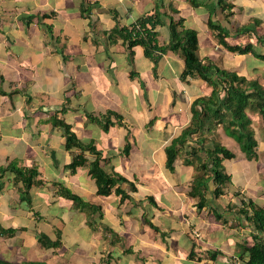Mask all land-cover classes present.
Masks as SVG:
<instances>
[{
  "label": "crops",
  "instance_id": "crops-1",
  "mask_svg": "<svg viewBox=\"0 0 264 264\" xmlns=\"http://www.w3.org/2000/svg\"><path fill=\"white\" fill-rule=\"evenodd\" d=\"M229 1L228 20L218 0H0V168L11 162L35 167L40 180L30 188V206L21 200L23 182L11 172L3 174L0 226L17 230L0 232V259L10 264H243L238 245L249 238L251 225L238 215L240 207L208 193L207 205L198 209V198L189 195L195 167L184 163L186 155L178 156L173 172L165 166V146L190 122L192 101L210 95L213 87L199 77L182 81L185 63L176 51L168 50L155 63L141 45L131 56L121 38L110 45L104 34L131 27L159 5L198 32L200 58L264 84V73L255 72L261 60L252 63L257 58L252 52L227 49L209 25L210 19L222 24L231 45L252 43L251 33H264V0ZM155 29L159 42L167 44L168 23ZM70 89V108L59 116L81 139L95 143L109 170L135 182V191L124 183L130 194L125 201L115 191L98 194L87 166L68 168L73 153L51 118ZM109 109L122 115L123 124L112 115L105 130L90 115L102 118ZM239 162H231L233 171L244 177L250 166L244 164L241 175ZM61 185L94 208L62 196ZM39 232L61 238V246H43Z\"/></svg>",
  "mask_w": 264,
  "mask_h": 264
},
{
  "label": "trees",
  "instance_id": "trees-1",
  "mask_svg": "<svg viewBox=\"0 0 264 264\" xmlns=\"http://www.w3.org/2000/svg\"><path fill=\"white\" fill-rule=\"evenodd\" d=\"M218 5L225 12L226 19L229 20L233 15V3L229 0H218ZM88 10L82 7L83 15ZM167 23L170 33L168 45L159 42L158 33L155 29L157 25ZM209 25L215 31L220 43L224 44L227 49L241 54L249 52L256 54L252 43L245 46L229 44L227 41L229 32L222 24H217L210 19ZM247 30L248 32L255 31V29ZM47 32L54 38L53 29H47ZM236 32L240 34L243 29H237ZM104 34L110 45L116 44L118 39L121 38L131 56L134 54L133 48L141 45L146 57L152 59L155 63L159 62L168 50L181 49V56L185 65L180 74V79L188 81L190 78L199 77L213 87L210 95L199 96L192 101L190 122L183 127L178 136L174 137L165 146V166L173 172L178 156L184 152L186 155L184 163L193 165L194 160H196L199 165L195 166V171H202L201 174L193 176L191 189L189 190L190 196L198 198V209H202L207 205L208 193H211L214 199L220 198L225 193L226 186L232 182L233 177L231 173L226 171L224 161L234 159L237 153L226 144L214 141L212 139L213 135L210 137L208 132L214 130L218 132L219 127H222L227 136L236 140L241 152L248 160L257 159L259 140L253 128L250 111L259 113L264 117V85L257 79L248 78L246 75L239 74L234 70L222 68L210 59L200 58L197 54L198 32L193 28L184 26L181 19L179 21L174 20L173 17L163 12L159 5L153 13L141 16L131 27L114 28L104 31ZM260 37V40L264 43V34ZM258 56L264 60V54L260 53ZM130 74L132 77L136 75L135 71H131ZM73 89L75 90V87ZM73 89L68 90L61 109L56 110L51 118L53 127L59 128L65 137V148L73 153L68 168L75 172L79 168L87 166L90 176L97 183L98 194L109 195L115 191L121 195V201H125L130 198V194L124 189V183H129L131 190L135 191V182L112 169L109 170L103 152L95 143L81 139L73 126L65 118L59 116V113H64L70 108L71 99L69 96H71ZM112 115L117 118V123L123 124L122 115L111 109L107 110L102 118L98 119V117L92 115H90V118L98 121L105 130H108L113 124ZM130 148L131 143L127 141L124 145V152L129 154ZM6 172L13 173L16 181L23 182L25 188L21 190V200L27 201L31 206L30 188L40 181L36 179L39 174L37 168L18 166L13 162L6 167H1L0 189L3 188L2 176ZM210 182L213 184V189L210 187ZM59 191L62 196L74 200L76 205L93 206L64 185L60 186ZM241 204L238 215H243L251 225L249 237L252 241L245 240L244 243L238 245L241 248L237 253L238 259L243 264H264V205L256 202L253 198L244 197L241 199ZM218 218H224V215L218 214ZM236 218L238 217L236 216ZM150 225L155 227L152 223ZM16 230L15 228L0 226V232L3 234H14ZM37 237L45 247H59L62 244L61 238L52 240L43 232H39ZM190 255L193 256V252ZM210 256L211 258L214 257L213 254ZM0 264H10V262L0 259ZM24 264L47 263L27 261Z\"/></svg>",
  "mask_w": 264,
  "mask_h": 264
},
{
  "label": "rangeland",
  "instance_id": "rangeland-1",
  "mask_svg": "<svg viewBox=\"0 0 264 264\" xmlns=\"http://www.w3.org/2000/svg\"><path fill=\"white\" fill-rule=\"evenodd\" d=\"M254 34L251 33V35H249V39H250V42H252L253 49L254 47L259 48V49L254 51L256 54L253 53L257 57L255 58L257 60L253 59L251 62L253 63V61H258V60L263 61V62L260 61V63L256 65V68H255L256 69L255 72H257V75L258 74L260 75L261 73H264V60L262 59V57L258 55L262 52H263L262 54H264V43L260 40L261 35H256V34L254 35ZM52 43L54 44L55 40L52 41ZM168 44L169 43H167L166 45ZM176 52L179 53V55H181V49L176 50ZM253 79H257L261 82V84H263L262 83L263 80H260V78L257 77ZM250 115L253 120V128L255 130L256 137L259 140V145L257 148L258 149L257 159L248 160L246 156L244 155V153L241 152L236 140L233 139L232 137L227 136L224 133L222 127H219L218 132L216 130H214L213 132L212 131L208 132L210 137H212L213 135L212 139H214V141H219V142L226 144L230 149H232L234 152L237 153V156L234 159L224 161L226 171L231 173L234 177H232V182L226 186L225 193L220 198H218L220 199L222 203H229V202L232 203L231 205L232 207H240L242 205L241 199L243 197L253 198L254 200H256V202L264 205V117H262L259 113L251 112V111H250ZM103 119L105 120V118ZM181 154H182L181 156L185 155L184 152ZM231 162L240 163V166H242V169L239 171L240 172L239 174L241 175H242V170L245 169L244 164L246 165V167H248L247 165H249L250 168L248 167V171H246L245 172L246 175H244V177H247V175H250L249 178L245 179L243 176H237V174L234 173L233 171L234 164H232ZM196 165H199V163L198 161L194 160V163L193 165L191 164V166L195 167ZM201 173H202L201 170L195 171L194 175L201 174ZM210 187L211 189H213L212 182H210ZM246 240H248V242L252 241L251 237L247 238Z\"/></svg>",
  "mask_w": 264,
  "mask_h": 264
}]
</instances>
